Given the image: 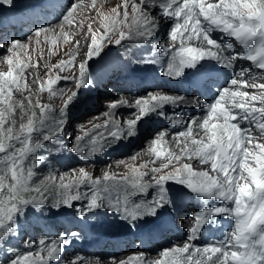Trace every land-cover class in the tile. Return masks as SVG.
<instances>
[{"label":"rangeland","instance_id":"rangeland-1","mask_svg":"<svg viewBox=\"0 0 264 264\" xmlns=\"http://www.w3.org/2000/svg\"><path fill=\"white\" fill-rule=\"evenodd\" d=\"M17 1L21 0H0V18L2 13L13 8L12 4ZM45 1L46 9L56 11L52 21L40 26L33 25L34 30L22 39L14 38L0 43V135H5L10 126L19 122V134L22 136L20 144L27 150L25 158L19 160L17 166L6 165L3 171L10 173L12 171L10 168L13 167L14 174H20L22 184L28 185L32 191H36L32 188L33 184H38L40 188L47 185L53 187L48 196H41L38 193L29 202L21 200L10 219V227L16 222L15 218L25 210L29 212L43 210L52 213L54 210L64 211L66 207L83 199H92L98 203L101 198L94 195L92 188L98 187L104 192L106 183H122L126 189L122 192L129 194L141 192L146 184L148 186L154 181L181 176L229 193L239 190L242 194H247L252 188L255 189V186L261 187V184L264 186V177L261 180V167H264V136L262 139L258 136L253 137L255 142L252 144L249 143V137L248 140L239 141L235 138L238 134L226 132L221 124L225 133H218L219 136L215 139L213 135L206 134L205 130L204 133L201 132L202 135H167L166 138L164 135L160 137L161 133L157 137V133L148 132L143 128L145 131L134 130L132 135L128 136L133 124L141 122L143 109L167 104L165 100L169 101L172 98L150 100V94L157 90L143 91L135 95L97 89L89 94L80 88L79 76H83L87 69H94L91 64L104 58L113 46L121 44L129 35L139 39L143 37L159 39L160 43L165 42L167 45L174 43L171 38L176 32H171L169 37V23L159 28L158 19L167 20V18L160 15L154 0L151 4H145L147 0ZM209 3L218 8H229L234 17L239 18L240 24L264 11V0H211L210 2L206 0L204 6H209ZM26 8L29 11L40 8V5L30 0L21 9ZM37 16L39 14L35 13L32 21H35ZM22 20L25 25L26 20ZM147 21L151 25L144 26ZM152 29H155V33H152ZM73 49L78 51V55L72 53ZM69 57L74 59L70 60ZM124 80L128 82L127 79ZM249 80L255 82L251 77ZM120 83L125 84L123 81ZM82 85L88 87L87 83ZM232 92L237 91L232 90ZM254 93L255 91L249 90L246 94ZM122 95H125L128 101L123 102L120 99ZM126 118L130 119L125 121ZM149 118L151 120H146L152 121L153 125L156 117ZM114 133L118 134L123 143L116 146L113 141L108 142ZM28 135H32L37 141L35 147L32 143L25 144L26 139L23 140V137ZM97 136L100 142L105 144L103 149H98L103 145H99L100 142L96 145L94 148V152L97 151L96 156L99 157L101 154L99 152L102 150L111 153L113 150H110L113 148L122 149V152L117 155L108 154L102 162L80 163L78 160L87 157L93 147L92 141ZM102 138H105V142ZM225 139L229 149L243 151L240 160L246 162L242 164L240 173H218L213 165L201 167L195 159L189 158L190 161L187 162L185 161L187 159L177 155L181 150L196 149L210 142ZM108 144L110 146L106 151L105 146ZM54 150H61L63 154L74 160L72 159L65 169H60L55 165L52 157ZM3 151L5 146L0 145V153ZM180 158L184 161L180 162ZM154 159L157 163L153 161ZM10 176L11 174L9 178ZM263 203L264 192L259 198L258 205L261 206ZM21 207L23 209L19 210ZM2 208L5 209V206ZM4 209L0 210V223L7 220L13 212L7 213L8 210ZM46 212L43 215H46ZM177 222L175 221L176 224ZM24 243L31 247V252L23 256L9 254L11 258L4 257L6 260L3 264H32L33 259L44 260L45 257H47L45 262L48 264H84L85 262L81 256L74 255L54 259L63 254L62 250L57 249V245L53 246L55 241L45 243V247L43 242L37 239L31 241L25 239ZM6 248L3 246L0 252L8 251ZM159 252L160 250L151 254L144 252L142 257L156 256ZM136 253L138 252L128 251L125 255L103 257L104 259L98 257L87 262L109 264L111 259L120 257L124 261H116V263L114 261L115 264L125 262L129 264L125 258ZM140 261L137 258L133 259V263Z\"/></svg>","mask_w":264,"mask_h":264},{"label":"trees","instance_id":"trees-1","mask_svg":"<svg viewBox=\"0 0 264 264\" xmlns=\"http://www.w3.org/2000/svg\"><path fill=\"white\" fill-rule=\"evenodd\" d=\"M4 134L5 135H0V145L5 146V151L0 153V210L4 209L2 207L5 206V209L8 210L7 213H11L12 211L14 212L17 207H19L22 201L29 202V200H31L32 197L36 196L38 193H40L41 196H48L51 193L53 187L47 185L46 187L40 188L38 184H33L34 187L32 188L36 191H32L28 188V185L22 184L20 174H14L15 170L13 167L10 168V170H12L10 173L9 171L6 172L8 175L3 171L6 165L17 166L18 161L25 158L27 154L26 148L23 149L20 144L22 136L19 134V122L16 125L10 126L8 131ZM23 140H25V144L32 143L34 147L37 144V141L33 139L32 135L23 137ZM22 170L26 171L23 168ZM9 174H11V178H9ZM21 209H23V207H21L19 210ZM4 244V237H2L0 234V250H2L1 248L4 246ZM6 249L8 251L0 252V264H3V261L6 260L4 257H8L9 254H12L10 251L11 249ZM9 258H11V256H9Z\"/></svg>","mask_w":264,"mask_h":264},{"label":"bare ground","instance_id":"bare-ground-1","mask_svg":"<svg viewBox=\"0 0 264 264\" xmlns=\"http://www.w3.org/2000/svg\"><path fill=\"white\" fill-rule=\"evenodd\" d=\"M134 0H128V2H133ZM153 0H147V1H145V4H151V2H152ZM156 1V0H155ZM59 2H62V0H59ZM158 2H161V0H159ZM53 3H55V1L53 2ZM144 4V5H145ZM24 6V4L21 2V1H17V2H14L13 4H12V7L13 8H11V9H9V10H7L6 12H4V13H2V15L3 14H5V13H9L11 10L12 11H14V12H17V11H20V9L22 8ZM148 6V5H147ZM56 7H60V6H57L56 5ZM149 7V6H148ZM39 9V8H38ZM38 9H30L29 11L30 12H33V16H32V19H34L35 18V13H38L39 14V16H37L36 17V20L35 21H32V25H38V26H40V25H43V24H45V23H47V21L49 20V19H53L54 18V16H55V14H56V11L54 10V9H47V11H48V13H49V16H47V17H45V18H43V16L40 14V12H39V10ZM157 18V17H156ZM160 18V17H159ZM141 21H143V18H142V20ZM140 21V22H141ZM149 21H147V22H145V24H144V26H148V25H151L150 23H148ZM157 22H159L160 23V29L162 28V27H164V26H167L168 25V21L167 20H163L162 18H160V19H158V21ZM155 23V22H154ZM27 24V23H26ZM25 26V25H24ZM169 28V27H168ZM159 29V30H160ZM153 31H152V33H155V29H152ZM10 37L11 38H15V39H20V38H17V37H15V36H13L12 37V35H10ZM164 44V43H163ZM72 49V48H71ZM72 53L74 54V55H78V51L76 50V49H73V51H72ZM69 59L70 60H73L74 59V57H69ZM72 63V62H71ZM120 81H123V82H125V84L124 85H126V84H128V82L127 81H125L124 80V78H122V79H120ZM214 83V82H213ZM212 83V84H213ZM204 91H207V90H204ZM150 97H151V99L150 100H161V99H169V98H174L175 96L174 95H171V94H165L163 91H156V92H153V93H151L150 94ZM120 99L123 101V102H125V101H128V98L125 96V95H122L121 97H120ZM175 104H177V105H181L180 104V102H176L175 101ZM157 105H153V107H151V108H154V107H156ZM181 109V108H180ZM135 115V114H134ZM156 115L157 114H154V117H156ZM153 117V118H154ZM125 118V117H124ZM130 118H126L125 119V121H127V120H129ZM149 120H151L150 118H149ZM149 120H146V122L144 121L143 123L142 122H140V124H139V126H142L143 127V125L144 124H149V122H151V121H149ZM160 126H158V128H159ZM151 126L150 125H148L145 129L148 131V132H150V130H151ZM203 130H205V132H206V134H208V135H213V138L215 139V138H217L219 135H217L218 133L219 134H223V131H222V127H221V125H220V123L218 122V123H212V120H207L205 123H204V125H203V128L202 129H196V130H194V131H190V133H185V134H183V136H185V135H202L204 132H203ZM165 132V131H164ZM201 132H203V133H201ZM132 130L128 133V136H130V135H132ZM162 135L163 134H160V137H162ZM131 137H133V136H131ZM98 137H96V139H97ZM168 138V137H167ZM102 140H104V142H105V138H102ZM108 142H112V141H108ZM225 142H226V139H225ZM228 142V141H227ZM165 143V142H164ZM188 143H189V141H188ZM211 143V142H210ZM209 143V144H210ZM103 144V145H102ZM104 144L105 143H102V142H100L99 143V145H102V147H100V148H98V149H103L104 147ZM112 144V143H111ZM205 145H207V144H205ZM244 145V144H243ZM110 146V144H108V145H106L105 146V149H106V151H107V149H108V147ZM112 150H114V148L113 149H111L110 151H112ZM109 151V152H110ZM95 152H97V151H95ZM156 153V152H155ZM154 157L156 158V155H154ZM152 159V158H151ZM183 158H180L179 160H180V162L181 161H184V160H182ZM184 159H186V158H184ZM154 162H156V159H154L153 160ZM185 161H187V162H189L190 161V159H187V160H185ZM192 161V160H191ZM157 163V162H156ZM160 163V162H159ZM177 163V162H176ZM177 164H179V163H177ZM179 222H183L184 221V218H181V217H179V219H177ZM161 235H163V231L160 233ZM165 248H167V249H164L163 248V250L162 251H160L156 256H151V255H149V256H145L146 258H147V262L145 263V264H178L179 263V261H180V258H181V255H179L178 256V258L176 259V260H174L173 262H170L168 259H169V257H170V254L172 253V252H174V251H176V246L175 245H173L172 247L171 246H169V247H165ZM182 249L183 250H185L186 249V246H182ZM138 254H141V256L140 257H137V256H134V258H137V259H139V260H141L142 259V256H144V253H136V255H138ZM132 255H134V254H131V255H128L126 258H125V260L127 261V260H129L130 258H131V256ZM192 257H194V255H193V253H190V252H186L185 253V258H186V260H190ZM114 261H115V263H116V261H124V260H121L120 259V257H118L117 259H111L110 261H109V264H115L114 263ZM94 262H96V261H94ZM102 263H104V262H102ZM84 264H88V262L87 261H85L84 262ZM89 264H91V263H89ZM124 264H127L126 262L124 263ZM129 264H131V262L129 263ZM132 264H134V263H132Z\"/></svg>","mask_w":264,"mask_h":264},{"label":"clouds","instance_id":"clouds-1","mask_svg":"<svg viewBox=\"0 0 264 264\" xmlns=\"http://www.w3.org/2000/svg\"><path fill=\"white\" fill-rule=\"evenodd\" d=\"M129 36H130V35H129ZM129 36H128V37H129ZM128 37H127V38H128ZM22 38H23V37H22ZM22 38H21V39H22ZM107 54H108V53H107ZM105 56H106V54H105ZM102 59H103V58H102ZM102 59H99V60H102ZM99 60H98V61H99ZM95 62H96V61H95ZM91 65H92V64H91ZM70 209H71V206H68V207H66L65 210H70Z\"/></svg>","mask_w":264,"mask_h":264}]
</instances>
